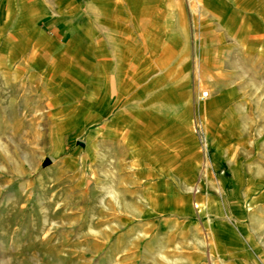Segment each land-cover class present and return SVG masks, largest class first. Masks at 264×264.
<instances>
[{
    "label": "crops",
    "instance_id": "crops-1",
    "mask_svg": "<svg viewBox=\"0 0 264 264\" xmlns=\"http://www.w3.org/2000/svg\"><path fill=\"white\" fill-rule=\"evenodd\" d=\"M262 27L264 0H0V129L73 137L54 167L123 264H264Z\"/></svg>",
    "mask_w": 264,
    "mask_h": 264
},
{
    "label": "rangeland",
    "instance_id": "rangeland-1",
    "mask_svg": "<svg viewBox=\"0 0 264 264\" xmlns=\"http://www.w3.org/2000/svg\"><path fill=\"white\" fill-rule=\"evenodd\" d=\"M250 46L264 50V27ZM242 63L264 80V55L252 51ZM55 131L52 120L12 119L11 129H0V264H123L88 231L99 208L76 193L86 185L54 167L78 154L73 137Z\"/></svg>",
    "mask_w": 264,
    "mask_h": 264
},
{
    "label": "built area",
    "instance_id": "built-area-1",
    "mask_svg": "<svg viewBox=\"0 0 264 264\" xmlns=\"http://www.w3.org/2000/svg\"><path fill=\"white\" fill-rule=\"evenodd\" d=\"M207 94H208L207 90H203V91H201L200 96L201 97H206Z\"/></svg>",
    "mask_w": 264,
    "mask_h": 264
}]
</instances>
